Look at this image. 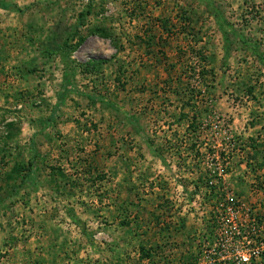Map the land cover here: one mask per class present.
Masks as SVG:
<instances>
[{"label":"rangeland","instance_id":"374dc122","mask_svg":"<svg viewBox=\"0 0 264 264\" xmlns=\"http://www.w3.org/2000/svg\"><path fill=\"white\" fill-rule=\"evenodd\" d=\"M0 2V264H264V0Z\"/></svg>","mask_w":264,"mask_h":264},{"label":"trees","instance_id":"16d2710c","mask_svg":"<svg viewBox=\"0 0 264 264\" xmlns=\"http://www.w3.org/2000/svg\"><path fill=\"white\" fill-rule=\"evenodd\" d=\"M6 7H7L6 5H4V4H2L0 2V8L6 9ZM101 36L103 37V34ZM80 41H82V39H80ZM69 83L70 82L68 80H66L64 84H66L67 87H63L62 90L58 93V102H57L56 106H54V112H53L52 116H50L48 121H52L54 119V117L56 116L55 113H56L57 109L59 108L60 105L63 104V101L65 99V96H66L67 92L71 89V86L69 85ZM23 171H27V170H24V168H20L19 165H16L14 167L13 173H16L17 175H19V173H21ZM27 172H28V174H26V175L29 176V173H31V169H29ZM26 178H27V176L22 177V180H21V182L19 184V187L21 186V184L24 183V179H26ZM140 251L142 252L141 253V258H150V253L144 252L143 248H140ZM183 264H186V263L184 262Z\"/></svg>","mask_w":264,"mask_h":264}]
</instances>
